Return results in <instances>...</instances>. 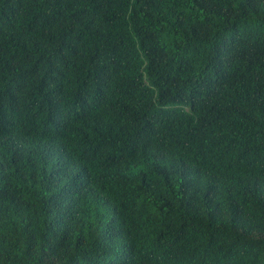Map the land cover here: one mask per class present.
I'll use <instances>...</instances> for the list:
<instances>
[{
	"label": "trees",
	"instance_id": "1",
	"mask_svg": "<svg viewBox=\"0 0 264 264\" xmlns=\"http://www.w3.org/2000/svg\"><path fill=\"white\" fill-rule=\"evenodd\" d=\"M0 264H264V0H0Z\"/></svg>",
	"mask_w": 264,
	"mask_h": 264
}]
</instances>
